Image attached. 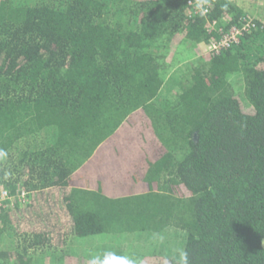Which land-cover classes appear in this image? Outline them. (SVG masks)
Returning a JSON list of instances; mask_svg holds the SVG:
<instances>
[{"label":"trees","instance_id":"obj_1","mask_svg":"<svg viewBox=\"0 0 264 264\" xmlns=\"http://www.w3.org/2000/svg\"><path fill=\"white\" fill-rule=\"evenodd\" d=\"M202 1L0 0V264H264V14Z\"/></svg>","mask_w":264,"mask_h":264},{"label":"built area","instance_id":"obj_2","mask_svg":"<svg viewBox=\"0 0 264 264\" xmlns=\"http://www.w3.org/2000/svg\"><path fill=\"white\" fill-rule=\"evenodd\" d=\"M189 6L190 14L206 15L210 11L209 4L202 0H189ZM254 25L255 22L253 17L251 15H248L245 18V23L242 27L233 26L228 31L223 32L219 39L210 42H203L200 44V47L205 53L219 54L222 50L238 43L240 40V36L244 33V31L249 30ZM27 195L28 191L26 189H22V191L19 192L18 195H16L17 198L15 195L11 194L9 190L2 189L0 191V206L5 204L14 206L16 200H19L21 202L26 201Z\"/></svg>","mask_w":264,"mask_h":264},{"label":"rangeland","instance_id":"obj_3","mask_svg":"<svg viewBox=\"0 0 264 264\" xmlns=\"http://www.w3.org/2000/svg\"><path fill=\"white\" fill-rule=\"evenodd\" d=\"M244 8H246V10L251 14H257L256 12H259L261 14H264V0H237ZM138 146V145H137ZM115 147V146H114ZM116 154H118V157L116 156ZM117 157V163L119 166H121L122 163L124 162V153L121 152L120 150H118V152H116L114 154ZM138 160H140L137 156H133L131 163H136ZM146 160V159H144ZM128 165V164H126ZM132 166H129L128 168H131ZM104 176V174H103ZM25 189V188H23ZM26 198H28V195L26 196Z\"/></svg>","mask_w":264,"mask_h":264},{"label":"water","instance_id":"obj_4","mask_svg":"<svg viewBox=\"0 0 264 264\" xmlns=\"http://www.w3.org/2000/svg\"><path fill=\"white\" fill-rule=\"evenodd\" d=\"M263 244H264V239H263Z\"/></svg>","mask_w":264,"mask_h":264}]
</instances>
